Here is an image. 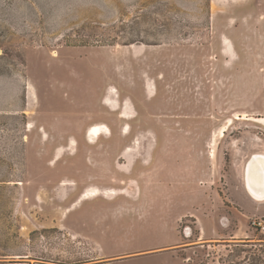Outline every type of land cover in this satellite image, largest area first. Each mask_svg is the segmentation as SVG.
<instances>
[{"label":"rangeland","instance_id":"374dc122","mask_svg":"<svg viewBox=\"0 0 264 264\" xmlns=\"http://www.w3.org/2000/svg\"><path fill=\"white\" fill-rule=\"evenodd\" d=\"M258 119L264 0H0V264H264Z\"/></svg>","mask_w":264,"mask_h":264},{"label":"bare ground","instance_id":"6f19581e","mask_svg":"<svg viewBox=\"0 0 264 264\" xmlns=\"http://www.w3.org/2000/svg\"><path fill=\"white\" fill-rule=\"evenodd\" d=\"M149 94H151L152 96L153 92ZM104 103L107 105L110 104L109 101H104ZM121 116L126 119H130L134 117L133 114H128V113L121 114ZM258 121L264 124V119H258ZM32 127L33 126L31 124L28 125L29 129H31ZM125 128H128V127L125 126ZM125 133H127V130H125ZM109 134H110V129L108 128L107 125L105 124L95 125L94 124L88 128L87 141L91 144H95L100 135H109ZM73 144H74V141L70 143V145H73ZM129 151H131V148L128 147L125 149L124 153H128ZM263 158L258 156L257 158H255V161H251L252 163H249L250 165L248 168V170L251 169L250 173H248V170L246 172V180H247L248 186L250 185L252 190L255 191L256 194L261 191H262L261 194H264V177H263L264 176V159ZM256 166L257 168H254ZM257 169L263 172V176H259V178L257 177V173H255V171L257 172ZM248 174H249V178L247 177ZM257 178L261 181V185ZM119 193H122V192H119ZM117 194L118 192L115 189H105V190L93 189L91 191H85L79 198V202H82L85 200H91L93 198L98 197L99 195H103L106 197L108 195H117ZM263 196H260V197H263Z\"/></svg>","mask_w":264,"mask_h":264},{"label":"flooded vegetation","instance_id":"af4514ba","mask_svg":"<svg viewBox=\"0 0 264 264\" xmlns=\"http://www.w3.org/2000/svg\"><path fill=\"white\" fill-rule=\"evenodd\" d=\"M250 164H248V166H249ZM249 168V167H248ZM248 168H247V170H248ZM251 170V169H250ZM250 170H248V173H250ZM259 173H261V176H263V172L262 171H260ZM264 177V176H263ZM250 190V192H252V194L253 195H255V196H257V197H259V196H263V194H261V192H258L257 194H256V192L255 191H253L252 189H249Z\"/></svg>","mask_w":264,"mask_h":264},{"label":"crops","instance_id":"0c3cea01","mask_svg":"<svg viewBox=\"0 0 264 264\" xmlns=\"http://www.w3.org/2000/svg\"><path fill=\"white\" fill-rule=\"evenodd\" d=\"M126 120H129V119H126ZM110 129V128H109ZM88 131V130H87ZM123 133H124V131H123ZM102 136V135H101ZM100 137V136H99ZM99 139V138H98ZM254 168H257V166L256 167H254ZM261 170H259V169H257V172L255 171V173H257V177L259 178V176H261V173H259ZM247 177L249 178V174L247 175ZM247 178V179H248ZM257 178V179H258ZM259 180V179H258ZM259 182H260V185H261V181L259 180ZM247 185H248V183H247ZM249 189H252L251 188V186L249 185ZM264 195V194H263Z\"/></svg>","mask_w":264,"mask_h":264},{"label":"water","instance_id":"95a60500","mask_svg":"<svg viewBox=\"0 0 264 264\" xmlns=\"http://www.w3.org/2000/svg\"><path fill=\"white\" fill-rule=\"evenodd\" d=\"M263 158V157H262ZM264 159V158H263ZM252 161H255V158H253V160ZM250 163H252V162H250ZM247 171V170H246Z\"/></svg>","mask_w":264,"mask_h":264}]
</instances>
